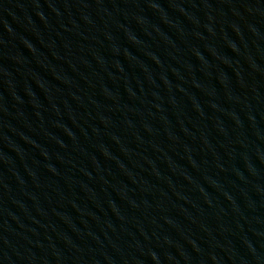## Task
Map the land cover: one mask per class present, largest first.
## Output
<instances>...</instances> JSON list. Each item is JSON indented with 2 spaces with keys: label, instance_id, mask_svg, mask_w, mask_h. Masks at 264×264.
<instances>
[{
  "label": "water",
  "instance_id": "95a60500",
  "mask_svg": "<svg viewBox=\"0 0 264 264\" xmlns=\"http://www.w3.org/2000/svg\"><path fill=\"white\" fill-rule=\"evenodd\" d=\"M0 264H264V0H0Z\"/></svg>",
  "mask_w": 264,
  "mask_h": 264
}]
</instances>
